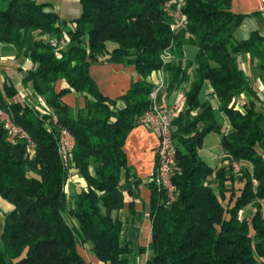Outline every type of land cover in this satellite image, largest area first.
<instances>
[{
  "label": "trees",
  "instance_id": "1",
  "mask_svg": "<svg viewBox=\"0 0 264 264\" xmlns=\"http://www.w3.org/2000/svg\"><path fill=\"white\" fill-rule=\"evenodd\" d=\"M169 1L80 0L82 13L70 28L49 4L0 0V42L33 62L25 83L73 134V168L87 185L68 195L70 173L59 156L58 126L6 81L0 86V107L31 135L35 152L30 159L27 143L13 142L0 125V197L13 207L0 237V264H88L80 252L84 245L101 264L127 263L123 256L131 253V243L121 244L122 222L115 216L125 203L123 172L128 181L135 177L124 147L152 106L155 86L148 79L159 71L169 73L168 92L189 87L173 123L174 201L168 204L154 178L150 183L147 264H264V97L241 63L249 56L264 83V37L254 31L237 38L246 16L232 11V0H186L188 27L177 30L165 9ZM64 34L70 43L59 57L45 37ZM187 45L199 49L194 61L184 60ZM100 62L134 65L141 80L118 99L106 97L90 74ZM60 80L70 89L57 93ZM206 82L220 102L218 111L200 101ZM70 90L86 97L85 108L76 114L62 101ZM242 94L247 102L241 110L235 101ZM218 113L227 118L230 131L219 123ZM211 133L222 136L225 153L226 164L217 171L200 155ZM251 206L254 214L240 221L239 212Z\"/></svg>",
  "mask_w": 264,
  "mask_h": 264
},
{
  "label": "crops",
  "instance_id": "2",
  "mask_svg": "<svg viewBox=\"0 0 264 264\" xmlns=\"http://www.w3.org/2000/svg\"><path fill=\"white\" fill-rule=\"evenodd\" d=\"M39 4H49L61 18L73 28L75 20L81 15L82 7L80 0H36ZM232 11L235 14L245 15L246 18L236 33L238 39H246L254 31H258L264 37V0H232ZM114 45H109V51ZM199 49L196 46L187 45L183 48L185 61H194ZM242 68L246 71L251 81L256 83L259 95L264 97V83L261 81L259 71L254 69L253 62L249 56L241 59ZM31 60L18 55L13 45L0 42V86L10 81L18 90L19 97L41 113H44L45 98L36 94L31 84L25 83L28 73L33 69ZM192 73V71H190ZM90 74L97 83L101 93L111 99H118L125 95L131 88L133 82L141 80L134 65L112 64L100 62L90 68ZM155 87L160 88L158 104L160 107H171L184 96V90L189 85L168 92L170 77L166 71L153 72L148 79ZM70 86L65 80L55 84V91L61 93L69 90ZM62 101L76 114L78 110L85 108L86 97L74 90H70ZM201 103H210L215 111H218L220 102L214 95L213 87L206 82L200 93ZM247 102V96L242 94L235 101L238 109H243ZM123 107V103H119ZM234 105V103L232 104ZM219 123L225 126L226 132L230 131V124L222 113L217 114ZM216 140L218 147L208 149L205 147L208 142L207 135L200 155L216 171L226 164L225 153L221 147L222 136L217 133ZM160 145L159 130L152 125H138L129 135L124 151L127 156L128 166L135 172V177L129 181L126 173L123 172L120 189L123 192L125 203L122 210L115 216L121 220L122 229L120 241L122 245L131 243V253L123 256L126 264H147L150 257L149 246L152 242V201L153 191L150 183L158 166V148ZM93 171V169H92ZM140 180L136 184L135 180ZM87 190L84 179L73 169L66 187L69 196L76 195ZM7 202V201H6ZM0 197V237L5 224L6 215L12 211L10 206ZM2 207V208H1ZM141 249H145L142 252ZM80 252L88 264H101L91 251L90 245L80 247Z\"/></svg>",
  "mask_w": 264,
  "mask_h": 264
},
{
  "label": "built area",
  "instance_id": "3",
  "mask_svg": "<svg viewBox=\"0 0 264 264\" xmlns=\"http://www.w3.org/2000/svg\"><path fill=\"white\" fill-rule=\"evenodd\" d=\"M185 4L186 0H170L165 6L166 11L170 17H172L177 30L186 29L188 27V19L183 11ZM47 41L55 48L57 55L61 57V52L69 45L70 38L67 34H64L61 38L49 37ZM164 59H171L169 51L166 52ZM159 92L160 88L155 87L150 95L152 106L143 116L140 117L138 123L139 125H152L159 130L160 145L158 148V166L153 178L155 179L159 189L166 194L168 204H170L174 201L176 195V188L172 180L177 158V149L173 138V123L178 115L183 111L186 97L182 96L176 104L171 107H160L157 103ZM44 106L46 107V110L43 114H51L52 121L59 128V156L64 167L67 168L71 174L74 169L73 154L76 147V140L67 128L59 124L56 115L53 113L52 109L48 107L46 101ZM0 125L4 127L9 138L13 142L22 140L27 143L28 155L31 159L35 152V142L33 138L25 129L14 122L10 111H6L1 107ZM239 168L238 164L235 163L234 169L236 172L240 170ZM260 202L264 205V201Z\"/></svg>",
  "mask_w": 264,
  "mask_h": 264
},
{
  "label": "rangeland",
  "instance_id": "4",
  "mask_svg": "<svg viewBox=\"0 0 264 264\" xmlns=\"http://www.w3.org/2000/svg\"><path fill=\"white\" fill-rule=\"evenodd\" d=\"M82 7V6H81ZM83 10V9H82ZM49 37H45V41H47ZM49 41V40H48ZM47 41V43H48ZM216 140V134H213L211 133L210 136L208 137V142H207V145L205 146L208 149H212V148H215L217 149L218 147V143ZM238 167H240V165L238 164ZM241 169V167L239 168ZM236 172V171H235ZM240 170L236 173H239ZM211 182L215 183V179L214 177H211L209 179ZM6 202V201H5ZM8 203V202H6ZM9 204V203H8ZM261 206H262V203L260 202ZM10 205V204H9ZM11 206V205H10ZM12 207V206H11ZM263 207V206H262ZM2 208V207H1ZM13 208V207H12ZM254 211H256V208L251 206V207H248L246 210H242L239 212V220L242 221L244 220V218H251V216L254 214ZM263 220H264V216H263Z\"/></svg>",
  "mask_w": 264,
  "mask_h": 264
}]
</instances>
